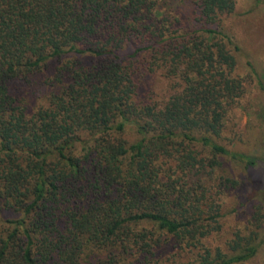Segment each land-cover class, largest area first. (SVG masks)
<instances>
[{
	"label": "trees",
	"instance_id": "16d2710c",
	"mask_svg": "<svg viewBox=\"0 0 264 264\" xmlns=\"http://www.w3.org/2000/svg\"><path fill=\"white\" fill-rule=\"evenodd\" d=\"M170 1L0 0V264H246L264 246V160L220 142L243 94L220 24L236 0H180L185 26ZM241 185L251 226L208 246Z\"/></svg>",
	"mask_w": 264,
	"mask_h": 264
},
{
	"label": "rangeland",
	"instance_id": "374dc122",
	"mask_svg": "<svg viewBox=\"0 0 264 264\" xmlns=\"http://www.w3.org/2000/svg\"><path fill=\"white\" fill-rule=\"evenodd\" d=\"M179 1L171 0L170 5L179 4L174 11L181 14V26H185L193 19V7L187 1ZM220 24L222 31L239 47L233 74L239 76L243 84L242 96L225 116L220 142L231 151L264 160V0H236L234 12L223 15ZM252 68L257 75L252 73ZM146 81L153 88L155 98L162 99L171 94L173 83L167 84L164 78L149 77ZM224 169L236 179L242 177L240 165L231 160L224 162ZM249 192L252 194L251 190ZM246 197V187L242 185L223 189L220 199L221 230L207 241L208 246L225 249L236 232L245 233L251 226L252 200L247 201ZM246 264H264V246Z\"/></svg>",
	"mask_w": 264,
	"mask_h": 264
}]
</instances>
